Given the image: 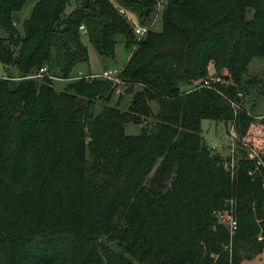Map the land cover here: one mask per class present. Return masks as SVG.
<instances>
[{
  "label": "trees",
  "instance_id": "16d2710c",
  "mask_svg": "<svg viewBox=\"0 0 264 264\" xmlns=\"http://www.w3.org/2000/svg\"><path fill=\"white\" fill-rule=\"evenodd\" d=\"M26 1L0 0V62L19 72L0 75V264H240L264 253L261 174L240 159L231 175L201 128L233 121L264 142V114L256 127L231 105L238 92L252 106L264 93V65L247 75L264 56V0H162L161 29L141 37L119 8L148 25L157 0H36L21 33L14 12ZM118 35L131 49L125 110L110 104L109 80L56 90L47 75L26 77L43 66L73 75L89 59L84 38L113 58ZM129 123L140 133L126 134ZM227 200L231 255L214 214Z\"/></svg>",
  "mask_w": 264,
  "mask_h": 264
},
{
  "label": "rangeland",
  "instance_id": "374dc122",
  "mask_svg": "<svg viewBox=\"0 0 264 264\" xmlns=\"http://www.w3.org/2000/svg\"><path fill=\"white\" fill-rule=\"evenodd\" d=\"M36 0H27L23 7L14 12V23L19 31L22 33V22L25 20L31 12V9ZM154 17V16H153ZM160 13L157 14V18L155 19L154 24L152 25L153 30L161 29V19ZM4 32L0 30V35H3ZM116 45H115V54L113 58H104L100 56L94 47L87 41L86 38L83 39L84 43L88 47L89 59L86 62L77 63L73 69V74L78 71L87 73V72H101L105 69L113 68L120 70L125 62L127 61L131 49L127 48L123 42V36L118 35L116 37ZM263 65H264V56L263 57H253L248 65V74L254 76H261L263 74ZM19 75V72L12 67L11 73H7L5 69V65L0 62V75ZM67 81L61 79H55L52 82L53 87L56 90H61L64 88ZM256 95V92L254 93ZM234 99L235 102V112L238 113V110L243 106L247 113L251 114L256 120V127H258L259 120L261 119V115L264 114V93L259 98L255 99L254 105L252 106V99L248 96L241 95ZM131 98V94L126 92L125 85H122L119 89V92H116L112 96L110 100V104L114 106H118L120 109L125 110L129 104ZM103 103L101 101H97L94 105V112L97 113ZM152 106L155 109L154 103ZM232 121L225 123L223 121H213L209 119H203L201 121L202 135L206 141V143L213 149L215 152L220 153L225 160L230 157H234L235 161L238 162L240 159H249L253 161L254 167L251 170L252 174L260 173L263 180L264 185V142L259 146H255L250 141H248V137L243 136L238 131V125L236 126L234 122V137L231 138V125ZM141 126L139 124L129 123L125 126L124 131L129 135H137L140 133ZM255 135L257 137L263 138L264 140V132L258 128H255ZM254 157H250L249 154L252 152ZM261 160V163L258 161ZM225 205L232 204L234 211L236 207V201L227 200L224 203ZM225 207V206H224ZM223 207V208H224ZM215 214V213H214ZM236 214V212H235ZM232 246V244H231ZM224 250L228 251L231 255L232 249H226L224 245ZM217 255H215L216 257ZM240 264H264V253H259L250 259H243Z\"/></svg>",
  "mask_w": 264,
  "mask_h": 264
},
{
  "label": "built area",
  "instance_id": "2783aa9c",
  "mask_svg": "<svg viewBox=\"0 0 264 264\" xmlns=\"http://www.w3.org/2000/svg\"><path fill=\"white\" fill-rule=\"evenodd\" d=\"M157 10L154 14V18L152 20L151 23H149L148 25H141L140 23H138V21L127 11H125L123 8H119V12L121 14H123L131 23L135 34L138 37H141L142 35H144L149 29H152V25L155 22V19L157 18V14L160 13L161 7H162V0H157ZM119 73L120 70L117 69H113V68H109V69H105L101 72H81L78 71L77 73L66 77V78H58L55 77L53 75H50L47 73V68L46 66L41 67L39 70H37L34 73H31L29 75H27L26 77L28 78H40L44 75H47L49 78H51L52 80H57V79H61V80H65V81H70V80H77V79H85V80H90L92 78H100V79H105V80H109L112 82V84L114 86H116V92H119V89L122 85H124V81L121 80V78L119 77ZM201 86H209V80H204L203 83H201L200 85H198L197 87H201ZM238 96H241L242 93L238 92L237 93ZM232 107L235 110V102L232 101L231 102ZM233 122V121H232ZM234 122L231 125V138H233L235 135L233 132L234 128ZM253 153L256 154L254 151L252 153L249 154L250 157H254ZM262 161L259 160L258 163H261ZM237 162L235 161L234 157H230L229 159H227V161L224 163V168L228 171H230L231 175H233L235 167H236ZM232 202V200H230ZM215 216L217 217V220L219 223H221L223 226H225V228L228 230L229 233V243H227L225 245L226 249H230L231 250V244H232V240L233 237L237 231L238 228V220L234 211V208L232 206V204L227 205L226 207L219 209L217 211H215Z\"/></svg>",
  "mask_w": 264,
  "mask_h": 264
},
{
  "label": "crops",
  "instance_id": "0c3cea01",
  "mask_svg": "<svg viewBox=\"0 0 264 264\" xmlns=\"http://www.w3.org/2000/svg\"><path fill=\"white\" fill-rule=\"evenodd\" d=\"M11 71H12V67L9 69V71H8V72H9V73H11Z\"/></svg>",
  "mask_w": 264,
  "mask_h": 264
}]
</instances>
